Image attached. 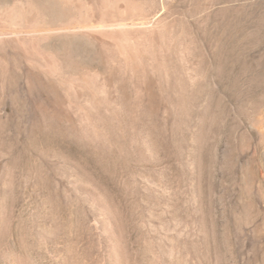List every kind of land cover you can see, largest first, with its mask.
<instances>
[{"label": "rangeland", "instance_id": "374dc122", "mask_svg": "<svg viewBox=\"0 0 264 264\" xmlns=\"http://www.w3.org/2000/svg\"><path fill=\"white\" fill-rule=\"evenodd\" d=\"M202 1L211 95L40 114L0 88V264H264V0H215L212 44Z\"/></svg>", "mask_w": 264, "mask_h": 264}, {"label": "bare ground", "instance_id": "6f19581e", "mask_svg": "<svg viewBox=\"0 0 264 264\" xmlns=\"http://www.w3.org/2000/svg\"><path fill=\"white\" fill-rule=\"evenodd\" d=\"M202 3L0 0V88L26 100L18 109L40 114L113 111L116 98H153L162 85L193 98L202 75L211 95L214 57L202 70L193 34ZM215 3L203 6L211 44Z\"/></svg>", "mask_w": 264, "mask_h": 264}]
</instances>
